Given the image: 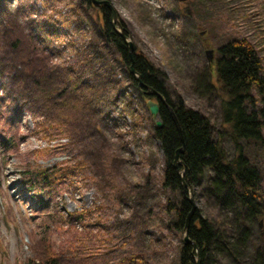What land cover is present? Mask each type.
<instances>
[{
    "label": "rangeland",
    "instance_id": "374dc122",
    "mask_svg": "<svg viewBox=\"0 0 264 264\" xmlns=\"http://www.w3.org/2000/svg\"><path fill=\"white\" fill-rule=\"evenodd\" d=\"M111 2L140 53L164 73L173 100L181 97L185 106L209 117L216 129L226 127L225 95L216 74L218 45L230 37L248 38L263 57L264 74V8H258L259 0ZM0 3L5 8L0 18V264H29L30 259L51 255L60 256L61 264H120L129 256L131 260L122 264H180L184 234L175 223L182 189L163 184L166 161L162 143L153 135L156 120L147 98L130 87L137 113L124 114L129 117L118 121V127L110 123L91 132L84 120L78 122L79 105L58 104L68 96L71 79L81 75L96 83L106 72L96 56L103 44V13L84 0ZM83 14L86 22L80 18ZM96 39L99 48L90 43ZM210 48L216 50L211 60L206 52ZM109 56L117 59L110 68L118 71L111 81L128 84L121 55L113 49ZM123 107L119 102L115 118L124 116ZM61 122L64 129L72 124L67 136L57 131ZM220 142L229 159L236 155L230 137ZM242 144L261 168L264 191V141ZM65 162L78 164L81 172L63 183L56 181L49 210L34 213L36 203L21 183V172ZM212 175L205 173L192 188V204L214 222L231 247L239 235L237 211L224 208L206 191ZM75 210L85 217H69ZM46 219L50 226L45 228ZM247 226L251 233L238 259L257 264L264 217L260 224L253 220ZM215 244L208 254L213 262L206 264L237 263L233 255L216 251L223 241Z\"/></svg>",
    "mask_w": 264,
    "mask_h": 264
},
{
    "label": "trees",
    "instance_id": "16d2710c",
    "mask_svg": "<svg viewBox=\"0 0 264 264\" xmlns=\"http://www.w3.org/2000/svg\"><path fill=\"white\" fill-rule=\"evenodd\" d=\"M5 1L2 0V2ZM84 2L90 7L92 6L91 0H84ZM258 4V8H264V0H259ZM1 8L3 9L2 12ZM72 9L75 13L76 8ZM4 11L5 8L0 3V15ZM102 13L103 21L99 25V38L102 39L103 44H101L99 50L96 49V56L101 60V67L104 66L106 72L105 74H98L99 78L96 83H92L89 78H83L81 75L76 79H71L70 87L65 90V92H68V96L65 97L64 101L58 103L59 105H66V103H70L71 106L79 105L77 112H81L82 115H79L78 122L84 120L89 132L98 128V126H108L110 123L113 127H118L120 125L118 121L126 120V115L124 114H128L129 111L133 112V110L134 113H137L134 108V100L128 95L129 88L133 87L136 90L138 83L129 72L131 61L128 54V46L112 25L110 11L107 8H103ZM85 17L86 15H81L82 22H86ZM53 30L57 36L60 28L56 27ZM97 39L90 43H94L93 46L98 47L100 43ZM113 49L121 55L122 64L125 67L130 84H122L120 80L111 81V75H115L118 72L116 68H110L115 65L113 63L117 60L109 56ZM217 51L216 74L220 83L219 88L225 95L222 107L223 122L227 125L222 130L216 129L211 119L199 110L185 106L181 97H178V100H173L166 88L164 73L149 60L148 56L142 53L134 55L135 68L142 74L144 82L153 86L164 95V100L158 99L160 104L159 114L163 125L160 128H155L153 133L154 137L160 139L164 151L166 161L164 186L172 189H182L181 178L178 174V171H182L190 190V188L201 183L200 179L201 177L203 178L205 173L212 171L213 175L206 191L209 194H214L224 208H230L235 213L237 211L236 221L239 235L236 241L232 242V253H230L227 250L228 246L225 245V235L219 233L218 229L215 228L214 222L202 217L199 209L195 208L188 228V234L192 241L198 245L200 264L213 262L208 254L212 244L213 246L217 245L215 243L218 240L224 242L222 246L225 249L224 252L226 251L229 255H233V260H237L251 233L247 223L253 220L260 222L264 217V191L260 188L263 178L262 171L249 158L242 144V140L264 141L263 57L255 45L246 37H230L218 45ZM83 83H86L87 86L84 87L85 90L82 91V95L79 98L80 87H82ZM73 92H75V96H72ZM51 97L52 94L48 93V99H51ZM154 97L157 99L156 96ZM119 102L123 103L124 107L123 109L120 108V110H122L124 116L115 118L113 115L120 113L116 109ZM171 109L177 116L181 132L173 119ZM64 124V122H61L57 127V131L67 135L71 132L70 127L72 124L68 123L69 127L66 129L63 128ZM213 133L217 135V140L214 139ZM223 137H230L235 144L236 155L230 159L220 142ZM82 143L84 144V142ZM183 145L185 150L180 153L181 164L176 169L174 167L176 150ZM75 172H81L78 164L66 162L61 165H54L49 170L42 166L26 168L23 172L22 185L26 187L27 191H33L37 201L36 205L41 210L43 209V213L48 211L46 208L51 195H53L54 183L56 181L63 182L65 178H70ZM192 207V202L182 191V199L176 209L177 222L175 227L183 233ZM70 215L79 219L85 217L82 211L77 210L70 212V214L68 213L69 217ZM46 221L48 226H50L49 220L46 219ZM261 240L260 244L262 246L256 252L258 257L257 264L264 263V232H262ZM214 248L217 249L218 247ZM127 258L131 260V256ZM61 261L62 258L60 256L51 255L40 261L30 259L29 264H61ZM180 264H197V255L193 252L191 244H183L181 246ZM236 264L244 263L238 259Z\"/></svg>",
    "mask_w": 264,
    "mask_h": 264
},
{
    "label": "water",
    "instance_id": "95a60500",
    "mask_svg": "<svg viewBox=\"0 0 264 264\" xmlns=\"http://www.w3.org/2000/svg\"><path fill=\"white\" fill-rule=\"evenodd\" d=\"M92 1L94 4H97V5H105L106 7H108L111 10V12H112L111 23L114 26V28L116 29V31L123 37L126 45L128 46V54H129V58L131 61V64L129 66V71L132 75H134L135 79L138 81V88L140 89V92L143 94H148V95H152V96L155 95V96H157L158 99L164 100L163 93L156 90L153 86L146 84L143 80L142 74L136 70L134 54L137 52L138 46H137L136 42L133 40V38L127 34L126 27L123 25L122 21L120 20L119 13L116 10V8L114 7L111 0H92ZM179 1L185 2L187 0H179ZM206 52L209 56V60H211L213 58L212 57L213 56V50L208 49ZM158 99L157 100L148 99L147 100V106L149 108L150 113L152 114V116L156 120L155 121L156 126L161 127L163 125V122L160 119V114H159L160 104H159ZM171 112L173 114L174 121H175L179 131H181L177 116L175 115V113L172 109H171ZM184 150H185L184 145L176 150V158L174 160V167L176 169L179 168V163L181 164L180 153L184 152ZM178 173H179L180 178H181L183 192L186 193L187 183L185 182L183 173L179 172V171H178ZM188 199L192 202L191 196H188ZM194 210H195V207L193 206L192 210L190 211V213L187 217L186 225H185V233L183 236V242H184V244H191L193 246V252L197 253V255H198L197 264H200V251H199L198 245L194 241H192V239L190 238V236L188 234V228H189L191 217H192Z\"/></svg>",
    "mask_w": 264,
    "mask_h": 264
},
{
    "label": "bare ground",
    "instance_id": "6f19581e",
    "mask_svg": "<svg viewBox=\"0 0 264 264\" xmlns=\"http://www.w3.org/2000/svg\"><path fill=\"white\" fill-rule=\"evenodd\" d=\"M54 23H59V21H56V22H54ZM262 73H263V62H262ZM264 75V74H263ZM263 96H264V94H263ZM263 109H264V106H263ZM172 116H173V114H172ZM174 119V118H173ZM181 128V127H180ZM181 132V131H180ZM263 136H264V130H263ZM180 176V175H179ZM189 191V196H191L192 195V188H190V190H188ZM193 197V195L191 196V198ZM192 202L194 203V205H195V202H194V198L192 199ZM262 220V219H261ZM261 220H260V222H259V224L261 223ZM263 232V231H262ZM220 250L221 251H223L224 252V248H220ZM227 250L230 252V253H232V250H231V247H227Z\"/></svg>",
    "mask_w": 264,
    "mask_h": 264
}]
</instances>
